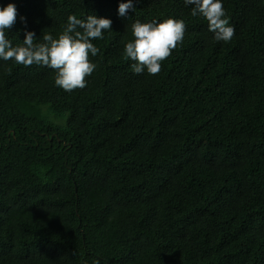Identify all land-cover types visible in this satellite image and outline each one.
I'll list each match as a JSON object with an SVG mask.
<instances>
[{"label": "trees", "instance_id": "1", "mask_svg": "<svg viewBox=\"0 0 264 264\" xmlns=\"http://www.w3.org/2000/svg\"><path fill=\"white\" fill-rule=\"evenodd\" d=\"M8 31L55 37L109 17L84 88L0 60V264H264V0H224L217 41L184 0H0ZM175 16L182 42L136 74L131 25Z\"/></svg>", "mask_w": 264, "mask_h": 264}, {"label": "clouds", "instance_id": "2", "mask_svg": "<svg viewBox=\"0 0 264 264\" xmlns=\"http://www.w3.org/2000/svg\"><path fill=\"white\" fill-rule=\"evenodd\" d=\"M192 5L193 16H203L208 22V30L214 33L217 41H229L234 35V27L224 7V0H184ZM129 9H135V0H120L118 14L124 16ZM17 19V6L13 2L0 3V60H14L16 64L29 66L43 65L56 70L55 85L65 91L84 88L86 77L97 68L95 60L100 49L93 42L103 39L106 30H110L112 20L109 17L88 14L80 18L70 14L63 30L53 36L44 32L42 42H34V31H25L22 43L14 44L8 38V31ZM186 23L182 18L169 16L159 22L148 20L135 21L131 25L134 39L124 45V56L134 61L131 68L134 73L144 72L155 75L171 51L182 42Z\"/></svg>", "mask_w": 264, "mask_h": 264}]
</instances>
